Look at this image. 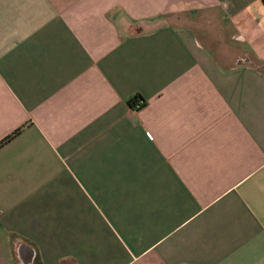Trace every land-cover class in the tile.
Segmentation results:
<instances>
[{
    "label": "crops",
    "instance_id": "1",
    "mask_svg": "<svg viewBox=\"0 0 264 264\" xmlns=\"http://www.w3.org/2000/svg\"><path fill=\"white\" fill-rule=\"evenodd\" d=\"M8 139L0 264H264V0H0Z\"/></svg>",
    "mask_w": 264,
    "mask_h": 264
},
{
    "label": "rangeland",
    "instance_id": "2",
    "mask_svg": "<svg viewBox=\"0 0 264 264\" xmlns=\"http://www.w3.org/2000/svg\"><path fill=\"white\" fill-rule=\"evenodd\" d=\"M169 21L190 27L201 44L210 49L221 63L231 64L238 58L237 49L229 44L234 40L229 25H226L218 13L202 11L192 15L186 12L180 14L179 21L176 17H169Z\"/></svg>",
    "mask_w": 264,
    "mask_h": 264
},
{
    "label": "trees",
    "instance_id": "3",
    "mask_svg": "<svg viewBox=\"0 0 264 264\" xmlns=\"http://www.w3.org/2000/svg\"><path fill=\"white\" fill-rule=\"evenodd\" d=\"M137 100L140 101V100H142V99H141L140 97L138 98V96H137L133 101H131V103L135 106L136 103H137ZM141 104L144 106V101H143V100L141 101ZM18 133H19V130H17V131L14 133V136L17 135ZM10 138H11V137H10ZM8 141H9V139L6 140V141L4 140L3 142L0 143V146H1L3 143H7Z\"/></svg>",
    "mask_w": 264,
    "mask_h": 264
},
{
    "label": "built area",
    "instance_id": "4",
    "mask_svg": "<svg viewBox=\"0 0 264 264\" xmlns=\"http://www.w3.org/2000/svg\"><path fill=\"white\" fill-rule=\"evenodd\" d=\"M139 104H141V103H139Z\"/></svg>",
    "mask_w": 264,
    "mask_h": 264
}]
</instances>
